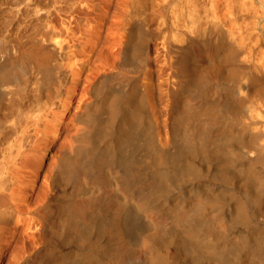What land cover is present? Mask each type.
I'll return each instance as SVG.
<instances>
[{
	"label": "bare ground",
	"instance_id": "bare-ground-1",
	"mask_svg": "<svg viewBox=\"0 0 264 264\" xmlns=\"http://www.w3.org/2000/svg\"><path fill=\"white\" fill-rule=\"evenodd\" d=\"M31 1L0 45V264H264V0Z\"/></svg>",
	"mask_w": 264,
	"mask_h": 264
},
{
	"label": "rangeland",
	"instance_id": "rangeland-1",
	"mask_svg": "<svg viewBox=\"0 0 264 264\" xmlns=\"http://www.w3.org/2000/svg\"><path fill=\"white\" fill-rule=\"evenodd\" d=\"M4 1H6V2H4ZM11 1V0H10ZM75 1V0H74ZM0 2H1V4H0V45H3V43H7V45L9 46V44L11 43V41H13V38L17 35V34H21V32H22V34L21 35H23V32H24V34H26V32L28 31V30H34V29H36L37 27H39V25H41V22H39L38 23V21H39V18H38V16L36 15V14H34L36 11H38L39 9H37L36 10V8H33V10L32 9H30V10H32V11H30L31 13L29 14V16H27L26 18L24 17V15H27V13H26V10L24 11L23 9H25L28 5L27 4H29L30 2H31V5H32V3H33V1H31V0H24V1H21V0H19V2H18V0H15V1H11V2H9V0H0ZM14 3V5L13 4H10L9 5V3ZM23 2V4H21ZM3 3H6V4H3ZM19 3V4H18ZM17 4V5H16ZM9 5V6H8ZM24 5H25V7H24ZM23 6V7H22ZM8 10V11H7ZM24 11V12H22V11ZM36 10V11H35ZM21 11V12H20ZM18 12L20 13V14H18ZM33 12V13H32ZM23 13V14H22ZM24 13H26V14H24ZM41 14H43L42 12H41ZM45 14V13H44ZM21 15V16H20ZM23 15V16H22ZM33 15H34V17H33ZM36 15V16H35ZM20 16V17H19ZM36 17V18H35ZM26 19V23H24V21L23 20H25ZM35 18V19H34ZM21 19H22V21L23 22H21ZM34 19V20H33ZM66 19V17H64V16H62V18L60 17V20L58 21V26H61V24H62V22H63V20H65ZM18 20V21H17ZM20 22V23H19ZM19 23V24H18ZM29 23V24H28ZM28 24V25H27ZM231 24V25H230ZM22 25H23V27H22ZM24 25H27L26 26V28H24L25 26ZM227 26H225V28L227 29V28H229L230 26H232V23H227L226 24ZM229 26V27H228ZM23 28V29H22ZM24 30V31H23ZM25 30H26V32H25ZM19 31V32H18ZM21 31V32H20ZM10 43H9V42ZM3 42V43H2ZM75 59H77L78 60V62H80V60H81V58L79 57H75V58H73V60H74V62H75ZM77 60H76V63H77ZM73 62V61H72ZM73 62V63H74ZM114 71V70H113ZM114 72H116V71H114ZM69 73V72H68ZM70 74V73H69ZM85 74H86V72H85ZM67 73H66V75H65V79H68L69 80V77H67ZM246 78V77H245ZM245 78H243V80L245 79ZM247 79V80H246ZM244 81H247V82H250V81H248V77L246 78ZM67 81V80H66ZM243 81V82H244ZM58 89V88H57ZM57 89H54L53 90V92H54V94L52 93L51 95L53 96L54 95V98H56L57 96H58V91H57ZM57 92V93H56ZM55 94H57L56 96H55ZM78 99L80 98V95L77 97ZM254 98V99H253ZM255 99L258 101V97H257V95H255V97H250L249 98V100H250V103H252V101H254L255 102ZM251 105V104H250ZM263 143H264V138H263Z\"/></svg>",
	"mask_w": 264,
	"mask_h": 264
}]
</instances>
